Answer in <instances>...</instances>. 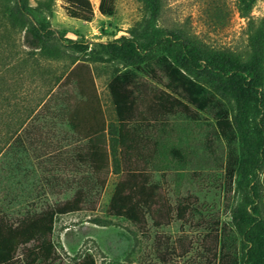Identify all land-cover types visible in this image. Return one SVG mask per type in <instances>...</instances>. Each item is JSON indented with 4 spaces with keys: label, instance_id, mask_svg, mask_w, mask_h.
I'll return each mask as SVG.
<instances>
[{
    "label": "rangeland",
    "instance_id": "374dc122",
    "mask_svg": "<svg viewBox=\"0 0 264 264\" xmlns=\"http://www.w3.org/2000/svg\"><path fill=\"white\" fill-rule=\"evenodd\" d=\"M90 1L94 16L84 21L64 0H0V217L18 226L81 200L79 211L55 216L51 257L35 264H250L232 212L242 204L264 219V0H157V17L146 0H116L110 17ZM31 26L48 33L58 58L25 44ZM180 35L206 63L177 92L205 108L166 114L154 95L173 85ZM120 38L134 41L144 62L115 58L108 44ZM76 59L88 61L101 89L105 172L85 159L88 140L68 120L82 97L74 81L60 83ZM120 75L136 102L127 149L109 90ZM129 171L157 187V204L139 223L110 210ZM41 241L21 246L12 264L28 263Z\"/></svg>",
    "mask_w": 264,
    "mask_h": 264
},
{
    "label": "trees",
    "instance_id": "16d2710c",
    "mask_svg": "<svg viewBox=\"0 0 264 264\" xmlns=\"http://www.w3.org/2000/svg\"><path fill=\"white\" fill-rule=\"evenodd\" d=\"M67 14L76 19L90 21L94 16L93 5L90 0H64ZM116 0H100L99 11L104 16H112L115 11ZM152 15L157 17V0H146ZM10 16L17 17L14 10L6 8ZM6 11V12H7ZM177 37V36H176ZM180 53L172 55L169 63V76L173 77V85L155 92L154 98L161 111L166 114H174L178 111L188 113L191 106H197L204 110V105L188 102L180 98L178 85L184 83L186 75L194 76V71L205 64L206 60L202 51L190 48V42L183 36H178ZM25 44L32 49L39 50L44 57L58 58L60 50L49 45V35L42 27H26ZM77 44V50L81 53L87 51L86 46L78 41L69 40ZM81 45V46H80ZM111 48L118 50V55L126 67L136 66L144 62L141 49L130 39H117L108 44ZM117 53V52H116ZM86 57H89L88 54ZM77 59L64 77L61 85L74 81L82 100L69 113L68 120L75 133L87 139L89 151L86 158L95 171L105 172L109 169L108 152L106 145V122L102 107L101 97L96 85L95 77L87 60L77 64ZM105 62L108 60H98ZM186 74V75H185ZM124 75L112 79L109 90L116 108L120 124V144L127 149V126L136 110V102L130 93L122 90ZM199 88L200 84L194 83ZM224 123L218 121V126ZM157 187L150 184L141 172L129 171L126 178L121 179L114 191L110 202V210L113 215L125 217L131 222L139 223L146 213L152 212L156 201ZM81 200L78 198L72 203H67L54 212H44L29 221H22L18 226L4 221L0 217V264H12L19 248L27 243L41 241L40 251L29 252V262L35 264L37 260L44 262L51 257L53 245L49 237L53 233L54 219L56 215H65L80 210ZM233 225L243 241V258L250 264H264V219H258L242 204L234 208L232 212ZM44 239V240H43ZM94 264V263H93Z\"/></svg>",
    "mask_w": 264,
    "mask_h": 264
},
{
    "label": "crops",
    "instance_id": "0c3cea01",
    "mask_svg": "<svg viewBox=\"0 0 264 264\" xmlns=\"http://www.w3.org/2000/svg\"><path fill=\"white\" fill-rule=\"evenodd\" d=\"M96 81H97V84H98V80L96 79ZM99 91H101V89L99 88Z\"/></svg>",
    "mask_w": 264,
    "mask_h": 264
}]
</instances>
